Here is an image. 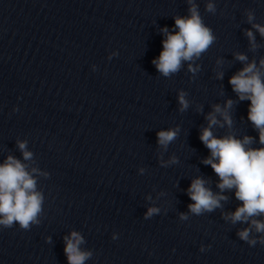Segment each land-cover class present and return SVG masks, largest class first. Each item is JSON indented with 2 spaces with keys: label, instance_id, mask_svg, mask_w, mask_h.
Wrapping results in <instances>:
<instances>
[{
  "label": "clouds",
  "instance_id": "clouds-1",
  "mask_svg": "<svg viewBox=\"0 0 264 264\" xmlns=\"http://www.w3.org/2000/svg\"><path fill=\"white\" fill-rule=\"evenodd\" d=\"M190 5L189 15L174 17L175 30L170 32L167 27L161 29L165 35L162 41V50L159 56L152 61L157 71L164 77H170L182 67V62L193 61L214 43L215 36L211 28L203 22L194 0H188ZM206 11L215 13L216 7L210 2L206 5ZM247 19L252 28L256 29L264 37V26L253 23L254 14L249 11ZM252 48L255 49V36L251 30H246ZM236 59L245 62L247 56L237 53ZM218 63H220L218 61ZM264 59L259 61V67L255 61L247 63L240 71L230 77L229 83L239 100H248L247 119L258 132L261 147H252L255 138L245 135L242 139L229 133L223 137L213 135L212 128L219 125L229 128L232 126V118L229 110L233 105L231 99L227 100L222 108L219 104L213 105V111L208 113L206 119L208 126L201 130L200 140L209 150L210 156L203 163L210 165L219 178L217 187L223 193L226 190L235 189V198L241 202L235 211L223 214V219L232 224L248 223L249 226L237 232L240 240L249 246L257 243L264 245ZM189 71L195 73L197 68L189 64ZM222 79L223 73H218ZM186 93L181 91L178 95L180 111L189 107V101L185 98ZM18 110V109H14ZM198 110H200L198 108ZM217 115L222 118L217 119ZM178 129L160 130L157 132V143L162 148L176 139ZM25 161L32 159V153L26 150V141H17ZM164 162H162L163 164ZM168 163H176V158ZM37 168L28 170V165L22 163L12 155L7 156L0 164V226L12 228L19 225L22 230H29L32 225L40 223L39 216L42 213L43 195L36 190V179L33 173H38ZM143 172V169H141ZM44 175H47L46 173ZM206 181L202 177L192 180L187 194L192 201L188 210L194 215H202L221 208V201H226L227 196L214 193L206 187ZM159 208L150 207L145 213V219L159 213ZM181 220L188 219L186 213L180 214ZM253 230L260 235L253 237ZM116 237L113 236V239ZM50 241V238H47ZM64 252L68 264H85L92 253L82 251L79 247L84 242L83 237L76 231L70 236H65ZM205 249L201 246L200 251Z\"/></svg>",
  "mask_w": 264,
  "mask_h": 264
}]
</instances>
